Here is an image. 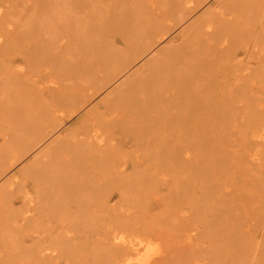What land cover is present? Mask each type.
Segmentation results:
<instances>
[{
  "label": "bare ground",
  "instance_id": "1",
  "mask_svg": "<svg viewBox=\"0 0 264 264\" xmlns=\"http://www.w3.org/2000/svg\"><path fill=\"white\" fill-rule=\"evenodd\" d=\"M210 1L0 0V156L8 153L0 157V215L2 207L10 209L9 218H0V264L24 262L16 258L32 249L28 242L38 246L25 256L28 264H176L175 255L170 262L168 254L153 258L142 252L154 239L152 228L141 224L139 230L122 218L117 229L112 222L100 230L104 221L95 214H115L116 193L122 202L147 209L150 192L164 187L186 192L178 204L182 216L195 202L199 208L207 204L202 219L205 229L215 227L207 232L217 248L197 246L195 254L201 251L202 259L206 254L210 264H234L236 253L248 255L253 244L243 204L255 198L251 214L264 223V162L255 161L261 176L249 177L255 180L252 193L243 172L254 168L247 165L257 153L250 138H264V108H259L264 93L254 87L264 79V0H215L211 6ZM205 4L210 7L180 27ZM164 40L167 44L103 96V103L79 117L78 127L55 137L18 171V193L15 175L2 181L68 115ZM119 43L127 50L115 52ZM244 99L247 104H240ZM253 121L257 130L242 148L243 163L231 167L227 155L216 158L227 148L225 135ZM101 127L110 137L98 134ZM185 133L192 137L186 144ZM204 174L210 177L197 180ZM213 177L224 186L213 184ZM17 203L22 205H9ZM90 224L95 226L87 229ZM78 225L77 235H71ZM189 245L193 249L187 245L177 254L187 257L185 264L201 257H190L196 245Z\"/></svg>",
  "mask_w": 264,
  "mask_h": 264
},
{
  "label": "rangeland",
  "instance_id": "2",
  "mask_svg": "<svg viewBox=\"0 0 264 264\" xmlns=\"http://www.w3.org/2000/svg\"><path fill=\"white\" fill-rule=\"evenodd\" d=\"M213 1H215V0H211L210 3H207V4L211 6ZM207 4H205L204 6L202 5L203 7L201 6V8L199 7V9L194 11L195 13L196 12L197 13L195 14L193 12L192 15L190 17H188L184 23H182L183 26L180 25V27L182 28V27L186 26V24H189L190 22H192L195 19V17H197L201 12H203L205 10V8H209L210 6L208 7ZM180 27L178 26V28H176L177 30L173 31V33L169 37V39H171L177 35L178 31L181 29ZM178 42H180V41L177 40L174 43H178ZM166 44H167V40L162 41V43L161 42L157 43L155 46L156 49L154 47V51L150 52V54L143 55L140 58V60H137V62L134 63V65H131L129 68H127V70L123 76H119L108 87L104 88L102 90V92H100V94L97 97H94L89 104H87V103L84 104L82 107H80V109L78 111H77V109H78L77 108L71 116L68 115L66 118V121L63 123V125L60 126L59 128H57L55 133L51 137L47 138L46 141H44V143H42V145L33 149V151H31L29 153L30 156L26 155L23 159H21L20 162L16 163V165H14L3 176L2 181H5L6 179L15 175L12 179H13V183L16 187V191H17L18 182L21 178L20 177L21 174L18 171L21 170L23 167H25L28 164V162L34 157V155H36V153L38 154V152H40L41 149L46 147L50 143V141H52L55 137L60 136V134H62L63 132L78 127V125H79L78 119L83 113L88 112L90 109H92L96 105L98 106V104L100 102H102L101 98L103 96H105L109 91H111L114 87H116L122 79H125L127 76H129L134 71V69H136L137 67L142 65L148 57L155 54L154 52H156L159 48L165 46ZM126 50H127V47L124 44L119 43L117 45V49L115 52L120 53L121 51H126ZM241 56H243V55H241ZM247 60L245 59L244 62L249 63V64L251 62L254 63L252 60H251V62H248ZM244 62H243L244 66L247 65ZM256 65H257V63H256ZM21 66H22L23 70H26L27 66L25 63L21 64ZM240 66H243V65L240 64ZM45 78L48 79V76L46 75ZM70 83L74 87V85L76 83L75 79L71 80ZM15 86L19 90L20 84H16ZM257 86L258 87L260 86L261 92L264 93V79L261 80L259 85H257V84L254 85V87H256V88H257ZM12 88L14 90H17L13 86H12ZM240 104L245 105V104H247V101L244 99L243 102H241ZM74 107H76V106H74ZM259 108H264V98L260 102ZM100 110H104V106L101 107ZM68 117H69V119H68ZM244 127L245 128H242L241 130H238L236 132H231V134L225 135V137L223 138V142L227 146V148H225V150H222L219 153H217V156H216V158H217L219 155L222 157L227 155L229 158L227 161H225V164H228L231 167L240 166L243 163L241 161V159H242L241 158L242 148L244 147L245 143H247V141L249 140V135L254 133L257 130L255 121H253L251 124H248V126L245 125ZM260 133H264V129L260 130ZM98 134L101 137H110L111 132L109 134L105 130V128L101 127V129L98 130ZM186 135H187L186 133L184 134V136L182 135L181 143L186 144V142H191L192 137H190L188 134L189 140H187L188 137ZM250 140H251L252 144L256 145L254 148V152H257V153H256V155L253 154L250 157L251 162L247 163L248 168H253V167L254 168L252 170H248L246 168L243 171L245 173V175H247L246 177L248 178V181H247L248 183H246V184H248V188H250V190L247 189V192L249 191L248 193H252V192H250L251 188H252L251 182L255 181L257 179L255 177L261 176L259 171H258L259 167L255 166V163H257L255 161H257L259 159L260 162H262V161L264 162V160H263L264 159V138L257 139L255 137L252 139L250 138ZM119 145H121L123 147L125 146L124 147L125 150L131 149L127 145H125L123 141L119 142ZM7 156H8V153H4V155H1L0 157L6 158ZM252 163H254L253 166H252ZM260 170H261V168H260ZM208 174L202 175L197 180L205 179V177H210V175H208ZM249 177H251L252 179H255V180H252L251 178L249 179ZM230 179L235 180V177H232ZM250 180H252V181H250ZM212 183L216 184V185L221 184L224 186V182H222L221 180H216L215 178L213 179ZM228 188H230L229 190H231L230 193H232V194L235 193L236 190H234L235 189L234 187L229 186ZM199 190L200 189H198L197 191H199ZM245 191H246V189H245ZM237 192L240 193L242 191L239 190ZM17 193H18V191H17ZM199 194H200V192H199ZM119 196L120 195L118 193H116V194H114V196H112L113 202H111V204H113L114 202L115 203L117 202V206L120 205L119 206L120 208H118V211L115 214L110 215V213H108L107 211L95 212V214L97 216H99V218L104 221V224L101 227H99L100 230L103 227H105V225L111 224L112 222L116 223V221L123 220L124 218H129L128 220H129V222H131L129 226H131L134 223V225H136V228H138L139 230H141L143 228L144 229H151L152 228L153 230L156 231V233L154 232V239L152 238L151 240H149L145 243V245L142 247V252H147V253L151 254L153 258H156L159 255L161 256V254H166V255L168 254L167 255L168 260L170 262H171V260H175V261H177V262H175L176 264H178V261H180V260L181 261L179 262V264L184 263V262H182V260L185 258L187 260V257L182 258L179 255H178L179 256L178 257L177 254H179V252L181 253L183 248L185 249V247L187 245L190 247L189 244L196 245L194 250H193L194 252L192 253V255L188 254V255H190V257H194L193 254H195V249L197 246L200 247L199 248L200 250H201V248L205 250V248H209V247L214 248V249L217 248V244L215 242H213L214 239H212L213 234L211 232H207V231L214 229L215 227L213 225H208V228L205 229L206 226H205L204 220L202 219L203 215L205 213V206L207 204L204 206V203H203L201 205L202 207L199 208L198 206H200V205L198 204V202H195L191 206L187 207L190 210L187 211L183 216L181 215L182 212L178 211L179 210L178 204L181 202H184L185 198L187 197V194L184 190H179L177 192L172 193V192L168 191V189L166 187H164L162 190L152 192V194L150 192V195L148 197L149 198L148 199V205L146 206L147 209H142L141 206H139L138 204L133 203V202L132 203L122 202L120 199L121 196L120 197ZM128 196H130L128 192H125L123 195V197L125 199L128 198ZM134 197H138V196L137 195L132 196V198H134ZM256 201L257 200L255 198H254V200L253 199L251 200V202L256 204V205L252 204L251 202H250L251 204L249 202L243 204V209L247 206L249 208V210L252 211V212H250L249 210H247V212L244 213L243 218L246 219L245 223H244V227L246 225L245 231L248 232V233L247 232L246 233H247V236L249 235L248 236V238L250 239L249 243L253 244V245L251 246V249L247 253L248 255L245 258H243L242 254L236 253L237 258L235 259L234 264H264V250H263L264 223H263V221H261L262 218L259 219L258 217L251 214V213H253V210H255L254 208L257 207ZM121 204H122V206H121ZM9 205H10V207L18 208L22 205V203L9 204ZM247 207H246V209H247ZM9 210L10 209L8 206L2 207L0 218L6 217L9 214ZM93 216L94 215H92L91 217H93ZM178 216H181V217H178ZM6 218H9V216H7ZM6 218H4V219H6ZM184 218H185V220H184ZM144 221L148 222L147 226L144 225ZM117 224L118 223L114 224L115 229H117ZM141 224H143V228H142ZM94 226H95L94 224H92V225L90 224L87 227V229L88 228L92 229V227H94ZM78 227L81 228L80 225L76 226L75 227L76 229L72 230L70 232V234L71 235H75V234L77 235L76 231L78 230L77 229ZM154 227H156V228H154ZM159 231L162 234H160ZM93 232H95V231H93ZM88 235H90L89 236V243H90L91 239L94 235H93L92 231ZM151 235H152V233H151ZM160 235H163V236H160ZM26 244L31 246L32 249L31 250L25 249L23 252L20 251V253L17 254L16 260L24 261L20 264H28V261L24 260V258L26 259L25 256H28L31 252L35 253L34 251H37V248H38V246L35 245L33 242H28ZM182 244L184 247L182 246ZM188 246L186 248H188ZM86 247H88V246H86ZM179 247L182 249H180ZM190 248L193 249V246ZM73 249H74V251L76 250L75 247H73ZM200 252H197L195 255H197V254L201 255ZM1 253L6 254V251H2ZM72 255H73V259H76L79 257L78 253H76V252L72 253ZM173 255H175L178 259H176V258L171 259V257H173ZM203 256H204V254H203ZM203 256L201 255V257L199 256L200 258L198 257L197 259H196L197 256H195L194 258H191V259L189 257L190 260L194 259V261L191 262L190 260H188V262L190 264H192V263L194 264V262H196L195 260H198L197 263H195V264H208L210 259L207 258L208 256H206V254H205L206 258L202 259ZM179 258H180V260H179ZM210 263H212V262H209V264ZM168 264H173V263L171 262ZM186 264H188V263H186Z\"/></svg>",
  "mask_w": 264,
  "mask_h": 264
}]
</instances>
